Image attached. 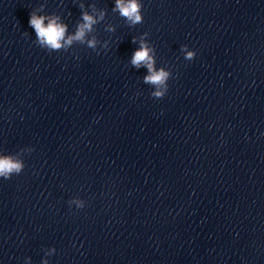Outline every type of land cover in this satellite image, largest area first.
<instances>
[{"label": "clouds", "instance_id": "1", "mask_svg": "<svg viewBox=\"0 0 264 264\" xmlns=\"http://www.w3.org/2000/svg\"><path fill=\"white\" fill-rule=\"evenodd\" d=\"M143 5L140 0H116L114 11L124 17L131 25L141 23L143 16L141 13ZM104 14L101 13L99 19H103ZM48 20L45 23V20ZM83 22L77 27L74 35L66 37L67 26L59 22V17H44L37 16L34 12L30 13L29 25L35 31L37 43L41 48L51 51H59L66 46L71 45L74 41L83 43L86 34L91 32L93 25L97 24V19L88 13H83ZM135 42V40H133ZM89 47H95V39L88 40ZM152 50L143 41L140 48L134 52L131 63L134 67L139 68L141 65L147 67L149 75L144 78V82L151 84L156 88V91L151 93L154 98L162 99L168 91V80L170 73L164 69L156 70L154 67L153 56L150 55ZM185 52V59L192 60L195 57V52L188 50L187 46L182 47ZM23 163L12 156H0V177L9 179L13 174H20L23 170Z\"/></svg>", "mask_w": 264, "mask_h": 264}]
</instances>
